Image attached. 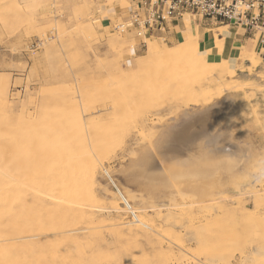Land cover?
Wrapping results in <instances>:
<instances>
[{"label":"rangeland","instance_id":"374dc122","mask_svg":"<svg viewBox=\"0 0 264 264\" xmlns=\"http://www.w3.org/2000/svg\"><path fill=\"white\" fill-rule=\"evenodd\" d=\"M121 1L0 0V88H7L8 96L7 103H3L4 93L0 95V131L12 129L15 124L19 132L17 150L0 151V162L8 157L14 160V155L21 179L34 182L45 180L47 172H52L54 155L56 159L68 155L80 166L88 153L87 156L94 159L92 162L98 167L95 184L98 202L91 203L109 209L96 212L95 223H98H94L97 227L91 229V234L74 235L76 237L72 238V233L55 237L42 235L37 237L41 242L21 236L15 242L16 246H12L13 242L0 241V264H264V56L254 52L256 58L255 55L246 58L252 65L248 66L246 60L241 61L238 69L234 68V73L229 74L231 78L227 76L229 84L234 82L227 86L232 105L215 117L238 147L236 158L232 151H221V154L233 157V161H224L217 167L183 171L178 175L179 172L157 161L159 140L166 138L184 120L208 112L220 99L199 104L187 112L184 108L175 110L172 108L174 105H170L171 108L164 106L157 114L148 112L158 107L154 103L162 101L159 99L162 95L163 99L175 91L176 83L171 85L176 79L171 74L159 82L161 85L146 83V88L143 80L137 85L131 82V77L128 81L126 72L129 65L146 53L147 43H141V38L133 32V35L130 32L119 34L111 30L110 20L119 18L131 0ZM185 16L199 19L191 14ZM116 37L128 39L135 45L129 49L130 52L124 50L122 54L109 47L110 38ZM151 40L158 41L160 46L177 43L154 37ZM255 43L257 45V41ZM116 61H119L125 77L121 70V74L117 71ZM230 79L234 81L229 82ZM235 82L238 87H235ZM148 85L157 86L156 92ZM145 90L150 94V97L145 95L148 100L142 98L143 93L147 94ZM138 92L140 95L136 96ZM133 99L141 106L134 108L130 105ZM104 109L108 113L102 114ZM229 112L232 113L230 117L227 116ZM235 112L243 119L240 118L242 122L238 125L242 127L240 130L235 125ZM49 138H53V142ZM138 157H142V161L155 160L161 178L150 183L143 181L132 169ZM48 165L51 169L47 171ZM54 167L57 170V166ZM177 177L180 180L175 182ZM29 194V191H24L17 206V218L20 219L17 231L21 229L24 233L30 232L31 225L32 231L38 220L47 224L50 219V209L47 211L41 201L32 199ZM122 196L138 210L140 217L156 221L152 234L157 235L154 238L159 239L160 246L157 244L144 249L145 245H141L135 251L145 253L144 258L134 259L128 253L119 252L115 243V230L126 232L127 226L134 224L124 209ZM116 203L124 207L120 212L111 208ZM29 205L32 212L28 211ZM119 218L123 223H118ZM98 219L100 222L108 220L110 224H101ZM111 219L115 224H111ZM130 233L124 246L130 245ZM179 239L183 240L186 248L181 249L185 251L180 248L177 251ZM168 241H171V246ZM78 243L80 249L71 250V246ZM134 249L132 247L131 251ZM150 254L155 263L151 262ZM154 255H158L157 258Z\"/></svg>","mask_w":264,"mask_h":264},{"label":"bare ground","instance_id":"6f19581e","mask_svg":"<svg viewBox=\"0 0 264 264\" xmlns=\"http://www.w3.org/2000/svg\"><path fill=\"white\" fill-rule=\"evenodd\" d=\"M119 1H121V0H119ZM123 1H126V0H123ZM123 1H121V2L123 3ZM116 2H118V1H116ZM120 4H118V5H120ZM106 12L107 11H105V13ZM182 23H183L184 28L186 30L185 37L182 38L179 42H177L173 46H169V44L165 45V46H160V44L157 43L158 41L156 42L155 40L153 41V40H151V38L146 37L145 38L146 43H147L146 53L138 56V58L135 57L136 58L135 62L132 63L131 65H129V71L126 72V75L128 74V81H130L129 77H131L130 79L133 80L131 82H134V84L136 83V85H137V83H139V81L143 80L142 83H144L145 88H146V86H145L146 83L151 84V83L157 82L156 84L159 86V85H161V83H159V82L160 81L162 82L163 79H167L171 74L175 76L176 82L172 81L173 84L171 85V87H172L174 85V83H176L175 91L170 92L169 96L166 95V98L164 97L163 98L164 100H163L162 99L163 95H162V92L160 91L161 89H159V91L162 95V96L159 95V96H161V98H159V99L162 101H159L158 103L156 102L157 104L154 103V105H157L158 107H156V106L153 107V109L151 111L147 110L151 114H157L162 109H164V106L169 107L170 105H172V106L174 105L175 107L173 106L172 108H174L175 110L176 109L181 110L182 108H184L185 112H187V111L191 110L194 106H197L199 104L210 103V102H213L215 99L216 100L220 99V101H217V103H215V105L210 107L208 112H206L204 114H197L194 117H190V118L184 120L183 123L181 125H179L177 128L173 129L166 138H161L159 140L160 150L157 153L158 154L157 155L158 156L157 161L162 162L165 165L169 166L168 168L170 170L179 172L178 175L182 174L183 171L185 172V171L197 170V169H201V168H212V167L220 166L221 164H223L224 161H230L231 162V161H233L232 160L233 157L236 158L237 151H238V147L233 142H231L232 139L230 138V134L226 130L222 129L223 126L218 124V118L215 119V117L218 115H221L226 110V108L228 106L232 105V99L230 97H228V95H227V89L229 88L227 86L231 85V84L233 85L234 82L229 84L228 80H227V76L229 74L234 73L235 65L233 63L229 62V59H227L228 56L226 54L224 55L225 58L223 60H212L211 58H209L208 53L210 51L202 52L200 50V47H199V38L200 37H199L198 33L196 32L197 29L195 27H193L194 20L190 16H184V18L182 19ZM217 31H220V33H221L222 28L217 29ZM130 33H132V32H130ZM126 34H128V33H126ZM132 35H133V33H132ZM215 37H217L216 33H215ZM111 38L109 41V47L115 48L116 50H119L122 54H123L124 50H129V49L131 50V47H134V45H135L132 41H129L128 39H125V38H124V40L117 38V37L113 38V39H111ZM255 47L257 48L256 43L253 47V50L255 49ZM130 50L126 51V52H130ZM253 50L252 51H245V53H241L240 54V60L242 62H244V60H249L246 58H253L252 57L254 55ZM242 52H244V51H242ZM118 62L119 61H116L117 66L119 68V69H117V71L119 72L122 68ZM151 68H153V69H151ZM120 72H122V70ZM121 75L123 77H125V73H123ZM112 78H113V76L111 77V79ZM230 78H231V76H230ZM169 79H168V82H169ZM233 79L239 80L240 82L244 81V79H235V78H233ZM170 80H172V79H170ZM234 80L230 79L229 82L230 81L232 82ZM236 83L237 82H235L234 85H236L235 87H238ZM134 84L132 83V85H134ZM136 85H134L133 87H135ZM169 85H170V82H169ZM141 86H143V85H141ZM148 86H147L148 88H151L150 90H152V88H153L152 91L155 90L154 92H156L157 86L155 88H154V86L150 87L151 85H148ZM133 87H131V89ZM171 87L169 89H171ZM135 89H136V87H135ZM138 89H142V88H138ZM230 89H231V87H230ZM145 92L147 94L143 93L144 95L141 94V95H143V97L142 96L141 97L143 98V100H148L145 98H147L146 96L147 95L149 96L150 94H148L147 90H145ZM2 93H4L3 103H7V100H8L7 99L8 98L7 88L1 87L0 88V95ZM126 94H128V93H126ZM123 95H125V94H123ZM139 95L140 94L138 92V94L136 96H139ZM154 95L155 94H153V96ZM125 99H127V97ZM128 99H129V96H128ZM130 99H131V97H130ZM133 100H134V101H132L133 103H130V105H132L134 108L138 107L140 105L137 103L138 101L135 104L134 103L135 99H133ZM150 100H152V99H150ZM115 101H117V100H115ZM128 102H131V101L128 100ZM152 102H154V101H152ZM114 104L115 103H113V105ZM133 104H135L136 106H134ZM113 105L111 107H114ZM151 105L153 106V104H151ZM147 106H149V105H147ZM152 106H151V108H152ZM166 108L167 107H165V109ZM170 108H171V106H170ZM112 109H115V108H112ZM105 110L106 109H104V112L102 114L110 112L111 108L109 109V111L108 110L105 111ZM102 111H100V112H102ZM144 113H146V112H144ZM233 114H234V117L236 119L235 125L237 126V128L239 130L242 129V127L238 126L239 123L242 122L240 120V118L242 119V116H240L238 112L237 113L235 112ZM227 116H229V117L232 116V113L229 112L227 114ZM76 118H79V117H76ZM89 118H91V117H89ZM76 122H78V121H76ZM10 129L11 128H8L7 131H3V132L0 131L1 132L0 133V151H2V152L16 151L17 150V140H18L17 134L19 133V132L17 133V130H18L17 125L14 124V127L12 128L13 130L12 129L10 130ZM89 134H91V133H89ZM28 135H30V134H28ZM38 135H39V133H38ZM52 139L49 138L48 140L52 141ZM31 140H34V139L31 137ZM61 140H63V139H61ZM90 140H92V139H90ZM57 141L59 142V140H57ZM12 144L14 146L9 148V146H11ZM55 144H56V142H55ZM102 144H103V142H102ZM84 145H86V143ZM105 145H106V143H105ZM96 147H97V145H96ZM102 148H100V149H102ZM93 149H94V146H93ZM95 151H94V153H95ZM221 151H232L235 154V156L233 155V157L230 158L229 156H227L225 154H221L220 153ZM99 153H101V152L99 151ZM105 153H106V151H105ZM87 154H86V156H84L85 158L82 155V157H83L82 162H81L82 164L79 163L80 166L76 165L78 163L75 164L74 159L73 158L70 159L71 157L68 155H67L68 157L65 155H62L63 157L58 156L57 159H56L57 156L55 157V155H54L56 161L53 160L54 157H52L53 159L51 158L53 161L52 166L53 167L57 166V170H56V167H54V168L51 167L52 172H50L51 168L48 165L49 169H47V171L48 170H50V171L47 172V174L49 173L47 179H46V176H47V174H46V176L44 178L45 180H39V181L36 180L34 182H32V181L28 182L25 179H21V176L19 174L20 172H19V170H17V163H16V161H14V160H16L17 157H15L14 155H13L14 160L12 159V157L11 158L8 157L6 160H3L0 162V241L1 242L7 241V244H8V241L13 242L12 246H16L15 242H17V239H19V238L21 239V236L25 237V239H26V237H32L34 239L35 238L38 239L37 237L42 236V235H54V237H55V235L57 236V235H61L64 233L65 234L66 233H70V234L72 233L71 234V238H72V236H74V235L80 236V234L86 235L87 233H89V234L92 233L91 229L93 230L94 228H96L97 226L96 227H94V226L96 223H98V222L95 223V220L97 219L96 212H101L103 210L107 211L109 209H105L103 207H99V206H96V204L91 203V202H93V203L98 202V195L95 193L96 192V190H95L96 185L95 184L97 181L96 180V173L98 172L97 171L98 167L96 166L95 162H92V161H94V159H90V157L87 156ZM97 154L98 153H96V155ZM102 155H103V152H102ZM28 156H29V154H28ZM3 157H6V156H3ZM92 158H94V157H92ZM100 159L101 158H99V160ZM12 160L14 161V164L11 162ZM76 160H78V159H76ZM50 162H49V164H50ZM156 165L157 164H156L155 160L142 161V157H138V159L135 160V166L132 169L136 170V174H138V176H140V178H142L143 181L150 183V182H153L155 180L157 181L161 178L159 176V171L156 170ZM42 166L43 165H41V167ZM76 167H78V168H76ZM38 169H40V168H38ZM53 170L54 171L56 170V171L53 172ZM178 180H180V178L177 177L175 182H178ZM115 184L116 183H114V187L116 186ZM219 186H221V185H219ZM164 187L167 188L166 186H164ZM118 190L119 189L117 187L116 191H118ZM24 191H29V193H30L29 196L32 199L41 201L42 204L44 205L43 207H45V209L47 211H48V209H50V219H49V221H47L48 222L47 224H46V222H43V220H38V222L33 224L34 229L40 231V233H35L33 231L34 229H32V231H31V227L33 228L31 223H30V225H31L30 232L24 233L23 231H21V229L17 231V224H19L18 222H20V219L17 218V214H18L17 212L19 211V210L17 211V206L20 203L21 194ZM210 191H211V189H210ZM123 201H127V199L124 196H122V203H123ZM127 202H128V205H130L131 209L133 211L137 212L135 219L130 217L134 223L133 224L134 227L132 225L130 226V224H129L127 226L128 231H126V232L123 229L115 230V231H117L116 237H115V243L118 246L119 252H123V253L125 252V253H128L127 255L134 257V259H140L144 256L145 253L141 252V250L137 251V252L135 250L136 249L139 250L141 245H145L144 249L153 248V246H155L157 244H159L158 246H160L159 239L154 238L157 235L152 234L153 230L156 228V223H155L156 221L153 222V221H151L152 219L150 221L147 220L146 218L143 219L142 217L139 216L138 210L135 209V207H133L131 202H129V201H127ZM241 202H242V200H241ZM50 203L52 205H50ZM238 204H239V202H237L236 205L238 206ZM255 206L256 205H254V207ZM29 207H28V211H29V209L30 210L32 209L30 205H29ZM210 207H211V205H210ZM223 207H225V206H223ZM111 208L114 211L120 212L121 208H124V207H122L121 205L116 203ZM36 209H38V208H35V210ZM40 209H41V207H40ZM124 209L127 211V208H124ZM25 210H26V208H25ZM225 210H226V208H225ZM31 212H32V210H31ZM185 212H187V211H185ZM33 214H35V213L33 212ZM40 214L43 215L42 213H40ZM47 214H48V212H47ZM215 214H216V212H215ZM48 216L49 215H47V217ZM20 217L22 218V216H20ZM117 220H118V223H120V224L123 223L122 218L121 219L119 218ZM111 221H112L111 224L114 223L112 219H111ZM164 221H165V219H164ZM106 222H108L110 224V222L108 220L103 219V220H101V222L99 220V223L105 224L106 226H108L107 225L108 223H106ZM118 223H117V225H119ZM101 224H99V225H101ZM28 225H26V227ZM122 226L124 227V225H122ZM26 227L24 229H27ZM162 228H163V226H162ZM104 229H106V228H104ZM28 230H29V227H28ZM28 230H26V231H28ZM132 232H134V233H132ZM112 233H110V234L112 235ZM128 233L132 234V235H130V237H131L130 245L124 246L123 244H124L125 240H127V237L129 236ZM76 236H74V237H76ZM160 236H159V238H160ZM151 237H152V239H151ZM172 237H174V236H172ZM47 238H48V236H47ZM175 238H172L171 240H173V239L175 240ZM165 239H168V238H166V236H165ZM38 240L40 241V239H38ZM180 240H182V239H179L178 243L176 242L177 239L175 241L176 244H178L177 246H179V247H177V251H178V248H180V249L186 248L185 246H183V243H184L183 240H182V242ZM10 244H12V243H10ZM74 244H75V242H74ZM168 244L171 246L172 245L171 241ZM110 245H112V243H110ZM164 245H165V242H164ZM79 247L80 246L78 243V245L71 246V250L75 251ZM132 247L135 248L134 252H136V253L131 251ZM102 248H103V246H102ZM71 250L69 252H71ZM60 252H63V250ZM153 252L155 253V251H153ZM149 256L151 257V254ZM157 256H155V257L157 258ZM198 257H200V256H198ZM150 259H151V262L153 263L154 261H152V259L154 260L155 258L151 257ZM150 259H148V260H150ZM130 263H132V262H130Z\"/></svg>","mask_w":264,"mask_h":264},{"label":"built area","instance_id":"2783aa9c","mask_svg":"<svg viewBox=\"0 0 264 264\" xmlns=\"http://www.w3.org/2000/svg\"><path fill=\"white\" fill-rule=\"evenodd\" d=\"M124 9L119 18L110 20L111 30L119 34L133 32L144 44V38L157 35L166 41V34L175 23L191 14L214 24L244 27L264 45V0H131ZM123 203L129 216L135 219L137 212L127 201Z\"/></svg>","mask_w":264,"mask_h":264},{"label":"crops","instance_id":"0c3cea01","mask_svg":"<svg viewBox=\"0 0 264 264\" xmlns=\"http://www.w3.org/2000/svg\"><path fill=\"white\" fill-rule=\"evenodd\" d=\"M193 27L197 29L196 32L200 37L199 47L202 52L210 51L208 57L212 60H223L225 58L224 55L226 54L228 56L227 59H229L230 63L235 65L236 69H238V66L241 64L240 54L242 50H253V45L256 42L253 35L247 32L244 27L242 28L233 23L219 25L211 23L208 20H197L194 21ZM219 27L222 28L221 33L220 31H217ZM185 32L186 30L182 23V19H179L174 27L167 32L165 42H179L185 37ZM215 33L217 34V37H215ZM157 36H155V38L160 39V35ZM256 46L257 48L253 51L256 54L264 56V45H260L257 41ZM256 54H254L255 58L257 57ZM245 62L248 66L253 64L251 60H246Z\"/></svg>","mask_w":264,"mask_h":264}]
</instances>
